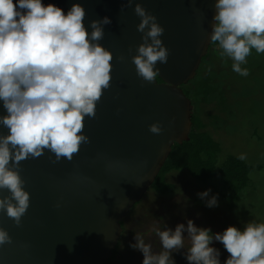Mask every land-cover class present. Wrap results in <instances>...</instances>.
Listing matches in <instances>:
<instances>
[{
    "label": "water",
    "instance_id": "95a60500",
    "mask_svg": "<svg viewBox=\"0 0 264 264\" xmlns=\"http://www.w3.org/2000/svg\"><path fill=\"white\" fill-rule=\"evenodd\" d=\"M43 3L65 14L81 4L86 28L91 20H111L99 41L113 56L110 86L95 116L85 117L89 143L71 160L56 161L45 150L20 162L29 207L19 225L0 211V228L11 237L0 245V264H106L122 238L123 220L154 185L174 145L190 140L195 107L183 86L196 78L213 43L215 0H133L131 7L128 0ZM136 3L157 17L169 50L151 83L137 76L131 59L143 42ZM0 114H6L2 102ZM157 122L162 131L153 134L149 126ZM7 132L0 126V134ZM9 195L0 189V198Z\"/></svg>",
    "mask_w": 264,
    "mask_h": 264
},
{
    "label": "clouds",
    "instance_id": "9594fccd",
    "mask_svg": "<svg viewBox=\"0 0 264 264\" xmlns=\"http://www.w3.org/2000/svg\"><path fill=\"white\" fill-rule=\"evenodd\" d=\"M132 3L128 0L126 7ZM214 8L210 41L219 44L222 57L233 61L232 71L247 76L241 65L252 49L264 53V0H215ZM134 12L140 18L137 31L143 42L131 59L137 76L151 83L159 73L157 62L168 61L169 50L161 39L164 28L140 3ZM85 15L79 3L65 14L43 0H0V102L6 113L0 114V126L8 130L0 134V189L10 193L0 198V211L17 225L30 201L19 174L20 162L45 150L56 161L71 160L81 144L89 143L85 117L95 116L96 104L110 86L113 56L99 41L111 20L107 16L91 20L86 28ZM149 131L159 134L162 128L157 122ZM209 192L199 193L201 199ZM207 206H218L217 197L208 199ZM185 232L190 241L188 264H220L213 241L230 254L224 264H264V223L255 221L242 230L228 226L212 234L210 228L188 220L174 230H156L161 252L154 253L139 234L130 246L143 254L142 264H175L171 254L185 248ZM5 243H11V237L0 228V245Z\"/></svg>",
    "mask_w": 264,
    "mask_h": 264
},
{
    "label": "rangeland",
    "instance_id": "374dc122",
    "mask_svg": "<svg viewBox=\"0 0 264 264\" xmlns=\"http://www.w3.org/2000/svg\"><path fill=\"white\" fill-rule=\"evenodd\" d=\"M251 57L241 65L248 70L247 76L232 71L233 61L226 56L211 59V65L202 66L200 80L185 89L194 92L193 101H206L205 120L226 153L258 164L264 162V53L256 52ZM208 92L212 95L206 96ZM254 180L256 192L230 209L216 186L203 188L187 174L171 175L169 181L177 188L173 194L162 196L151 189L125 218L123 240L113 264H142L143 254L130 246L136 243L137 234L158 253L163 249L156 230H174L178 224L186 226L188 220L197 227L210 228L212 234L222 233L228 226L242 230L250 221L264 223V172L256 174ZM209 189V196L201 199L199 193ZM212 196L217 197L216 207L207 206ZM183 235L185 248L171 254L175 264H188L186 249L190 241L187 232ZM211 246L219 250L220 264H224L230 254L223 244L213 241Z\"/></svg>",
    "mask_w": 264,
    "mask_h": 264
},
{
    "label": "trees",
    "instance_id": "16d2710c",
    "mask_svg": "<svg viewBox=\"0 0 264 264\" xmlns=\"http://www.w3.org/2000/svg\"><path fill=\"white\" fill-rule=\"evenodd\" d=\"M221 51L218 43H212L196 79L190 83L200 80V70L204 64L209 66L211 59L222 58ZM255 53V49H252L247 58L251 60V56ZM159 82H161L160 79ZM183 88L186 95L192 98L194 92L187 91L185 86ZM212 92H208L206 96L212 95ZM205 103L206 101L203 103L193 101L195 109L190 140L182 145H174L170 157L150 190L162 196L171 195L177 188L169 181V177L173 174H187L203 188L210 185L216 186L221 198L232 209L240 204L248 194L256 192L254 176L264 172V162L251 164L234 153H226L228 151L224 149L221 142L215 139L210 129L211 125L205 120L203 106Z\"/></svg>",
    "mask_w": 264,
    "mask_h": 264
},
{
    "label": "flooded vegetation",
    "instance_id": "af4514ba",
    "mask_svg": "<svg viewBox=\"0 0 264 264\" xmlns=\"http://www.w3.org/2000/svg\"><path fill=\"white\" fill-rule=\"evenodd\" d=\"M133 210V209H132ZM122 225H123V228H124V231H125V219L123 220V222H122ZM124 231H123V235H124ZM123 235H122V238L120 239V241H119V244L121 243V240H123ZM119 244H118V246H119ZM117 246V248H116V250H115V252H114V254H113V256H112V258L106 263V264H113V261L115 260V258L119 255V247ZM126 264V263H125Z\"/></svg>",
    "mask_w": 264,
    "mask_h": 264
}]
</instances>
